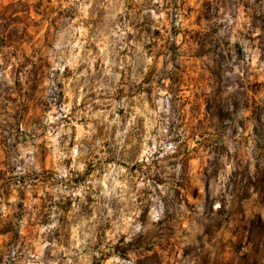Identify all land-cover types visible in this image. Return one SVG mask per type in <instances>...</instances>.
Returning <instances> with one entry per match:
<instances>
[{"label":"rangeland","instance_id":"1","mask_svg":"<svg viewBox=\"0 0 264 264\" xmlns=\"http://www.w3.org/2000/svg\"><path fill=\"white\" fill-rule=\"evenodd\" d=\"M0 264H264V0H0Z\"/></svg>","mask_w":264,"mask_h":264},{"label":"trees","instance_id":"2","mask_svg":"<svg viewBox=\"0 0 264 264\" xmlns=\"http://www.w3.org/2000/svg\"><path fill=\"white\" fill-rule=\"evenodd\" d=\"M261 223L260 218H258V220L251 222V226H250V230H249V235H248V240L249 242L253 243V245L256 247L258 246L259 242L258 241H262L263 238L261 236V231H259L258 229V224Z\"/></svg>","mask_w":264,"mask_h":264}]
</instances>
